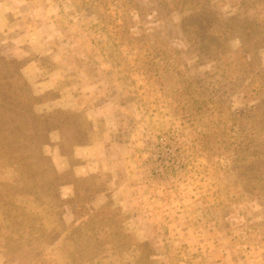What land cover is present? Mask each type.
I'll return each mask as SVG.
<instances>
[{
    "label": "rangeland",
    "instance_id": "374dc122",
    "mask_svg": "<svg viewBox=\"0 0 264 264\" xmlns=\"http://www.w3.org/2000/svg\"><path fill=\"white\" fill-rule=\"evenodd\" d=\"M0 264H264V0H0Z\"/></svg>",
    "mask_w": 264,
    "mask_h": 264
},
{
    "label": "trees",
    "instance_id": "16d2710c",
    "mask_svg": "<svg viewBox=\"0 0 264 264\" xmlns=\"http://www.w3.org/2000/svg\"><path fill=\"white\" fill-rule=\"evenodd\" d=\"M193 5V4H192ZM191 5V6H192ZM193 7V6H192ZM190 10H191V13L185 18L186 20H188L189 21V23L192 25V27L190 26V29L189 28H187V33L189 34V31H195L197 34H199V33H203V32H205V35H209L210 33L208 32L209 31V29L211 28V26H214V25H212V19H210V20H207V18H205V20H202L201 22L196 18L197 16H198V14L195 12V11H193V9L192 8H190ZM184 19V20H185ZM199 23V24H198ZM189 27V26H188ZM189 29V30H188ZM202 31V32H201ZM207 36H204V37H207ZM202 41V40H201ZM207 41H209V40H207ZM177 83H181V85H182V88H183V90H185L186 92H187V89H189L190 88V84L188 83V84H186V82L183 84L182 83V81L181 80H179ZM176 83V84H177Z\"/></svg>",
    "mask_w": 264,
    "mask_h": 264
}]
</instances>
